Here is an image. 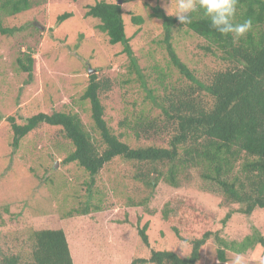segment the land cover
Here are the masks:
<instances>
[{
  "label": "rangeland",
  "instance_id": "rangeland-1",
  "mask_svg": "<svg viewBox=\"0 0 264 264\" xmlns=\"http://www.w3.org/2000/svg\"><path fill=\"white\" fill-rule=\"evenodd\" d=\"M5 1L0 0V25L12 32L0 34V254L26 258L31 232L61 228L76 250L78 243L83 246L87 259L78 260L80 264H131L147 259L151 250L171 251L185 258L191 252V242L209 230L213 235L200 248L195 264H232L238 252L244 264H260L264 246L258 237L264 242V209H255L249 216L237 213L238 205L225 203L217 188L200 179L196 170L180 174L177 187L160 178L143 206L148 192H144L141 177L135 178L143 174V166L117 158L89 185L90 177L75 163L62 164L71 146L58 128L40 126L22 138L16 149L12 146L8 118L22 124L39 113L65 112L78 115L90 128L91 107L81 98L93 75L96 81L109 83V90L99 98L104 119L116 134L122 132L118 122L150 106L146 90L158 86V71L175 74L162 43L161 21L150 17L154 7L167 15L170 0H121L134 68L123 47L109 45L96 27L98 21L85 17L88 6L116 0H29L30 8L14 15L9 7H3ZM175 3L172 0L173 10ZM62 14L70 16L58 21ZM133 16H139L142 24L133 23ZM172 45L178 58L203 81L209 72L227 67L203 51L205 42L185 29L173 30ZM26 53L34 60L30 77L17 64ZM126 141L133 147L148 142L165 145L163 139ZM177 196L187 199L188 214L170 215L168 222L163 210ZM83 207H88L84 216L74 212ZM131 207L135 209L128 211ZM228 213L230 218L223 223ZM121 220L127 225L111 224ZM144 225L148 246L134 237ZM256 234L253 247L239 248L246 237ZM216 236L228 244H239L237 253L225 250L226 263L217 260ZM124 242L130 244L127 256L120 248Z\"/></svg>",
  "mask_w": 264,
  "mask_h": 264
},
{
  "label": "trees",
  "instance_id": "trees-1",
  "mask_svg": "<svg viewBox=\"0 0 264 264\" xmlns=\"http://www.w3.org/2000/svg\"><path fill=\"white\" fill-rule=\"evenodd\" d=\"M3 7H9L10 14L14 15L28 10L30 3L29 0H6ZM122 13L121 6L116 3L99 1L86 8L85 17L98 21L96 27L106 35L109 45L120 44L123 47V53L134 68L136 60L125 33ZM192 15V23L182 25L161 8H152L150 17L161 21L162 43L168 64L175 74L173 76L170 70L158 71L155 80L158 86L146 90V101L150 106L118 122L122 132L116 134L104 119V107L99 98L102 92L109 90V83L96 81L93 75L81 98L87 100L91 107L90 128L82 123L78 115L65 112L39 113L26 118L22 124L8 118L13 133V148L16 149L22 138L40 126L55 127L71 146L62 164L75 163L90 177L89 185L107 165L119 158L143 166V174L135 177H141L144 192H148L143 198V206L160 178L177 187L180 174L196 170L200 179L217 188L225 203L238 205L237 213L249 216L255 209L263 210L264 0H238L233 22L239 24L251 19L252 28L244 37L235 40L232 34L223 35L216 31L202 13ZM69 16L62 14L57 20L62 21ZM131 21L137 25L143 22L139 16L131 17ZM174 29H185L201 38L205 42L201 49L218 57L227 67L209 72L207 81L200 79L176 55L172 45ZM11 32V29L0 25L1 35H10ZM33 61L29 53L17 60L19 70L28 77L32 73ZM155 111L158 113L153 116ZM130 138L143 140V143L163 139L165 145L148 142V145L133 147L126 141ZM186 202L183 196L174 197L163 210V218L170 222V215L172 218L184 217L188 214ZM132 209L135 208L131 207L128 211ZM87 210L88 207H83L82 211L74 212L84 216ZM98 214L104 217V213ZM230 215L226 214L223 223ZM119 222L112 221L111 224H124L122 220ZM146 229L144 225L134 237H140L141 242L148 246ZM212 235L207 230L193 240L188 257L180 258L171 251L151 250L147 259L139 258L131 264H195L200 258V248ZM256 237L257 234L246 237L239 248L244 251L253 247ZM30 242L28 257L0 254V264H80V259H87L83 246L78 243L76 250L61 228L33 231ZM216 242L219 245L216 250L219 262L226 263L225 250L237 253L239 244H228L218 236ZM258 243L264 246L261 237H258ZM120 248L125 256L130 252L127 242Z\"/></svg>",
  "mask_w": 264,
  "mask_h": 264
},
{
  "label": "clouds",
  "instance_id": "clouds-1",
  "mask_svg": "<svg viewBox=\"0 0 264 264\" xmlns=\"http://www.w3.org/2000/svg\"><path fill=\"white\" fill-rule=\"evenodd\" d=\"M238 0H176L172 9V0L165 11L169 16H175L182 25L192 23L193 13H202L211 26L223 35L232 34L234 40L244 37L252 28V20L234 23ZM232 264H244L243 256L237 253ZM264 264V259L260 261Z\"/></svg>",
  "mask_w": 264,
  "mask_h": 264
},
{
  "label": "water",
  "instance_id": "water-1",
  "mask_svg": "<svg viewBox=\"0 0 264 264\" xmlns=\"http://www.w3.org/2000/svg\"><path fill=\"white\" fill-rule=\"evenodd\" d=\"M116 4L120 6V5H121V0H117V1H116ZM55 166H56V165H55Z\"/></svg>",
  "mask_w": 264,
  "mask_h": 264
}]
</instances>
